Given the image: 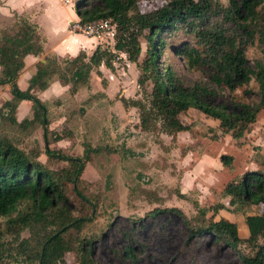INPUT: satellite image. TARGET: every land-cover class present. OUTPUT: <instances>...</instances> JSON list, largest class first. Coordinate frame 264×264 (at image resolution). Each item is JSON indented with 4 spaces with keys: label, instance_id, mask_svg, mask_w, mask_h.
Wrapping results in <instances>:
<instances>
[{
    "label": "trees",
    "instance_id": "1",
    "mask_svg": "<svg viewBox=\"0 0 264 264\" xmlns=\"http://www.w3.org/2000/svg\"><path fill=\"white\" fill-rule=\"evenodd\" d=\"M263 4L264 0H75L73 9L81 22L109 19L114 26L113 49L136 66L137 86L143 90L145 82L152 83L150 92L144 91L146 102L120 98L122 103L137 108L141 130L173 136L189 129L181 116L196 112L215 123L220 134H230L238 140L255 122L258 111L264 109ZM14 17L11 24L0 29V85H8L10 94L0 106V123L23 130L37 123L45 138L48 103L40 100L36 92L58 80L74 94L88 86L90 72L100 64L111 70L115 55L99 46L87 57L82 51L60 59L55 54L45 55L35 62L34 73L27 79L26 88L21 89L16 79L23 57L39 55L44 37L27 16ZM139 36L145 43L141 60ZM250 47L259 53L252 63L246 54ZM174 57L180 62H175ZM183 71L197 72L198 76L188 79ZM242 87L243 93L257 95V101L244 102L232 96L228 105L211 102L223 90L231 93ZM22 100L30 102L32 117L17 121L14 112ZM61 137L55 134L53 140ZM44 153L48 159L64 161L66 166L59 170L46 168L36 159V153H25L0 132V215L28 202V210L8 220V227L16 233L21 229L31 232L19 245L35 264H60L64 253L72 250L78 252V264H96L88 245L80 241L75 247L62 233L68 228L80 230L88 221L85 216L71 214L67 187L80 211L88 207L90 214L95 207L79 177L90 155H99L101 149L86 145L81 156L72 157L50 151L45 145ZM219 161L232 168L230 155L221 154ZM261 166L232 177L219 193L220 198H227L232 211L243 212L244 237L239 236L232 221L220 217L204 224L198 221L197 225L185 221L187 240L209 234L231 249L245 241L253 252L242 256L241 264H264V159ZM193 204L200 218L208 209L215 213L226 208L221 202L207 208ZM2 238L0 230L1 263ZM123 252L128 257L133 255L130 246Z\"/></svg>",
    "mask_w": 264,
    "mask_h": 264
},
{
    "label": "rangeland",
    "instance_id": "2",
    "mask_svg": "<svg viewBox=\"0 0 264 264\" xmlns=\"http://www.w3.org/2000/svg\"><path fill=\"white\" fill-rule=\"evenodd\" d=\"M44 1L47 4L51 2ZM54 1L51 6L65 3V0ZM74 1L69 0L67 7L73 6ZM23 10L24 7L20 8V11ZM71 10L74 11L73 8ZM260 11H264V4ZM18 12L4 9L0 13V29L11 24L13 14ZM27 12L37 26V32H43L48 38V50L55 43L68 47L72 37L67 35H71L69 28L71 21L75 20L74 16L65 20L68 11H55V21L52 22V16L48 18L43 13L45 11H40L34 4ZM94 40L81 37L82 45L86 42L85 49L74 51V54L60 52L62 56L72 57L82 51L87 57L99 46L115 55L112 69L100 64L90 72L88 86L74 94L68 92V85H57L42 95L48 103L45 138L37 123L27 130L9 129L0 123V132L6 134L14 145L27 154L36 153V159L51 170H59L66 163L48 159L44 153L45 145L50 151L72 157L81 156L86 145L101 149L99 155H90L79 177L93 202L91 206L95 204V207L90 214L88 207L80 211L78 201L67 187L71 214L85 216L88 221L80 230L68 228L62 233L63 237L72 240L75 247L80 245V241L88 245L96 264H241V257L253 252L245 241L231 249L209 234L187 240L188 226L185 221L197 225L198 221L204 224L222 217L232 221L239 236L244 237L243 212L232 211L227 198H220L219 193L232 177L262 167L264 109L258 111L255 122L238 140L230 134H220L215 123L196 112L181 116V120L189 126L187 131L173 136L159 131H143L137 108L122 103L120 98L146 102L144 91L149 93L152 83L145 82L143 90L137 86L138 70L123 53L113 49V38L103 35L102 39ZM138 40V60H141L145 43L141 36ZM246 54L249 63L259 57L255 47L248 48ZM173 60L180 62L177 57ZM182 73L188 79L198 76L197 72ZM26 74L27 70H21V76ZM242 89L236 88L231 93L223 90L211 102L228 105L232 96L244 102L257 101V95L243 93ZM92 94L95 97L88 98ZM9 96V86H0V106ZM22 102L14 112L17 121L32 117L30 102ZM55 134L62 135L61 139L54 141ZM223 153L232 157L231 169L221 165L219 157ZM194 202L204 208L221 202L226 208L215 213L208 209L204 218H200ZM28 206V202H21L9 214L0 215V230L3 232L0 264H35V260L27 257L19 245L31 232L21 229L16 233L8 227V220L27 211ZM127 246L133 249L132 256L128 257L123 252ZM78 261L77 250H72L64 253L60 264H78Z\"/></svg>",
    "mask_w": 264,
    "mask_h": 264
},
{
    "label": "crops",
    "instance_id": "3",
    "mask_svg": "<svg viewBox=\"0 0 264 264\" xmlns=\"http://www.w3.org/2000/svg\"><path fill=\"white\" fill-rule=\"evenodd\" d=\"M49 1H51V2L49 4H47L44 0H38V1L34 2V3H32L31 0H21V1L20 0H0V13H2V11L4 9H8V10L10 9L11 11H19L18 14H15V13L13 14V20L15 18L14 17L15 15H21V16H27L28 19L31 22H33V20L31 19L30 15H29V12H27V10L29 9V7H30L31 4H34V5H36L40 9V11H42V12L45 11L43 13L48 18H51V16H52V18H51V21L52 22L55 21V19H54L55 11H60V10H66V12L68 11V17H66L65 20H67L68 18H70L71 15L75 17L74 19H77V16L75 15L74 11L72 12V10H71L73 8V6H70V8L67 7V5L69 4V0H65V3L63 5H59L58 7H57L56 4L54 6H51L55 2L54 0H49ZM22 3H23V5H22ZM23 7H24V10L23 11H20V8L22 9ZM25 8L27 10H25ZM31 9H30V12L32 11ZM42 33H41V36L44 37V43H43V50H42V52L39 55H37V56L27 54V55H25L23 57V67H22L21 70H23V69L27 70V74H26V76H21L20 75L21 70H20L19 75H18V78L16 79V83L19 86V88H21V89L26 87V85H27V79L35 71V67H34L33 64H35V62L38 61V60H42L45 55L55 54L56 57H57V59H60L61 57H63L62 56V53L60 51H62V52H64V51H70L71 53H73L74 51H78L79 49H85L84 48V45L86 44V42L85 43L83 42V45H82L81 37L82 38H85V39H89V40L95 41L94 38H87V37H85L82 34L70 32L71 35H67L66 34L67 36L72 37V41H70L69 42V45H67L68 47H61L60 45H58V44L55 43V44H53V46L49 47V50L53 49V50H51V52H49V50L47 49V46H46V44H47L46 39L48 40V38L46 37V35L44 33L43 34ZM75 35H76V38L77 39L74 38ZM65 48H67V50ZM64 56H68V55H64ZM26 62H28V64H26ZM25 65H27L28 67L25 68ZM57 85L59 87L67 86V85H61L56 80L55 81H52L50 83V85L44 91H41V92L37 91V93H38L37 94V97L40 100H42V101H46L47 99H44L42 97V95L45 92H47L50 88H53L54 86H57ZM0 86H4L5 87L6 85L4 84V85H0ZM92 95H94V94H92ZM106 95H108V94H106ZM22 101L24 102L26 100H22ZM22 101L19 102L18 107H19V105H20V103Z\"/></svg>",
    "mask_w": 264,
    "mask_h": 264
},
{
    "label": "built area",
    "instance_id": "4",
    "mask_svg": "<svg viewBox=\"0 0 264 264\" xmlns=\"http://www.w3.org/2000/svg\"><path fill=\"white\" fill-rule=\"evenodd\" d=\"M69 31L98 40L102 39L103 35H108L110 38H113L114 26L109 19H96L89 22H81L77 18L71 21Z\"/></svg>",
    "mask_w": 264,
    "mask_h": 264
}]
</instances>
